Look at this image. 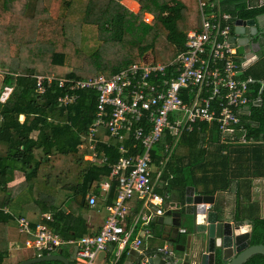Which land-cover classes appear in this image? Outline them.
<instances>
[{
  "label": "trees",
  "instance_id": "16d2710c",
  "mask_svg": "<svg viewBox=\"0 0 264 264\" xmlns=\"http://www.w3.org/2000/svg\"><path fill=\"white\" fill-rule=\"evenodd\" d=\"M57 1L60 3L59 11L52 18L43 6V0H0V69L5 70L0 94L5 88L12 89L7 100L0 103V144L4 146L0 151V207L18 204L22 208L26 202H31L38 212L52 215V221L46 223L52 232L64 240H75L82 234L74 224L71 225L70 214H66L62 206L37 203L32 196L41 191L48 193L49 189L63 190L74 198L78 197L75 198L77 205L87 209L86 194L99 195L100 183L108 179L111 166L120 155L116 146L99 145L106 162L98 167L84 160L87 150L79 149L81 137L93 121L94 91H82L75 104L62 108L56 102L61 91L50 86L44 94L37 95L32 76L54 74L74 79L94 76L79 73L84 70L82 65L66 72L63 66L67 51L78 56L84 54L90 59L89 66L95 67L97 73L109 76L137 62L146 52L153 53L156 40L162 41L167 54L163 58L155 56L153 60L155 63H167L182 50L185 31L199 28L200 20L197 0L194 11L187 8L184 0H134L139 5L137 13L125 8L119 0ZM225 4L226 12L234 19L248 20L264 15V5L248 8L244 0H226ZM142 13L152 16V25L143 22ZM127 37L144 40L131 49L133 58H119L110 66L99 63V51L109 44L101 46L100 40L120 41L127 40ZM88 40L94 44L88 45ZM259 42L257 55H264V35ZM248 69L246 74L256 81L252 88L260 102L251 108L247 131L258 139L264 137V86L260 82L264 81V75L255 76L250 69L251 76ZM20 115L24 116L23 121H19ZM205 128L203 126L200 132L183 138L189 155L181 159L182 166L175 157L168 163L160 179L168 182V189L184 191L186 186L202 185V192L208 194L227 189L230 177L247 178L245 183L249 185L253 178H264V144L235 147L221 155L217 135L211 134L206 140ZM33 133H37L35 138ZM208 142L216 151L210 162L206 156L211 152L204 146ZM36 151L39 152L38 158ZM17 169L23 171L26 186L16 198L9 200L7 184ZM217 180H224L221 187H217L221 185L216 184ZM109 182L107 205L113 203L117 190L115 180ZM49 193L53 195L52 191ZM9 219L8 215L0 212V264H9L7 244L2 234ZM125 223L127 227V219ZM249 224L250 245H264V218L250 216ZM24 240L25 236L21 238V244ZM44 255L48 253L41 252V256ZM126 255L127 250L121 254L117 264H122ZM35 257L36 254L29 259ZM65 257H70L69 251ZM35 264L62 263L47 261ZM244 264H264V256L253 255Z\"/></svg>",
  "mask_w": 264,
  "mask_h": 264
},
{
  "label": "built area",
  "instance_id": "2783aa9c",
  "mask_svg": "<svg viewBox=\"0 0 264 264\" xmlns=\"http://www.w3.org/2000/svg\"><path fill=\"white\" fill-rule=\"evenodd\" d=\"M225 1L197 0L199 28L185 32L182 50L167 63L142 59L109 76L99 73L82 79L32 76L37 95L44 94L50 86L61 91L56 102L62 108L75 104L82 91H94L93 121L82 136L91 152L88 160L106 162L103 154L98 159L99 145L116 146L120 157L110 171V180L117 184L116 197L105 207L107 217L94 234L64 240L47 227L46 222L52 221L50 213L32 222L0 207V212L15 222L17 232L25 236L26 249L38 257L41 252L53 254L63 246L77 247L70 264H117L125 250H134L139 255L137 264H147L150 255L142 248V240L134 237L133 229L124 222L129 213L128 202L134 197L151 211L144 216L145 222L164 213L162 206L167 195L156 193L154 181L160 179V172L155 179L151 174L156 148L160 145L163 166L178 141L200 132L203 126L207 135H217L222 155L235 147L264 144V137L254 139L247 131L251 108L259 104L260 98L252 88L256 81L246 74L250 60L240 55L230 41L238 19L226 12ZM244 3L248 8L261 7L264 0ZM151 21L152 16L144 18L147 24ZM11 90L5 88L1 92L0 103L7 100ZM108 188V182L101 185L102 190ZM86 200L91 206L96 203L93 195ZM178 231L186 232L184 228ZM108 245L115 246L113 258L99 262L98 255Z\"/></svg>",
  "mask_w": 264,
  "mask_h": 264
},
{
  "label": "crops",
  "instance_id": "0c3cea01",
  "mask_svg": "<svg viewBox=\"0 0 264 264\" xmlns=\"http://www.w3.org/2000/svg\"><path fill=\"white\" fill-rule=\"evenodd\" d=\"M119 1L125 8H127L131 12L137 13L139 11V5L137 4L136 1L134 0H119ZM146 16H151V15L146 14ZM259 23L261 28L263 29L264 16L259 18ZM255 60L254 61L250 60L247 66V69L249 68L248 73L251 76L252 73H250V69L252 68V65L255 62ZM253 74L255 76H259L260 73L254 72ZM20 116H22V118L19 119V121H23L24 116L23 115ZM36 135L37 133H33L32 137L35 138ZM184 137H182L178 141L169 161L166 162L163 166L160 165V160L162 159L161 155L159 154L160 146L156 148L155 150L156 154L153 153L152 156L153 164H152L151 174L153 179H155V177L157 176L158 171L160 172V179H161L162 173L167 168L168 163L171 160H173V157H175L176 162L178 161L179 166H182L181 159L189 155L188 154L189 149L187 144L184 143V139H183ZM205 139L208 140L209 135L206 134ZM83 142L84 141L81 137V144L79 145V149L87 150V152H85L84 155V160L89 161L88 157L91 154V152L87 143L86 142L83 143ZM204 146L207 148L208 152H211L209 155L206 156L207 161L210 162V160H212L214 156L213 152L216 151L214 150V147L209 144V142ZM3 148L4 146L0 144V151H2ZM97 153H98V159L101 158V154H103V157L105 158L104 153L102 149H99V146L97 148ZM35 155L38 158L39 152L36 151ZM185 162L186 161H184L183 163ZM91 163L95 164L98 167L103 165V164H99L98 162L91 161ZM160 179L154 180L156 183L155 191L158 194H166L167 198L165 200V203L169 204V208H174L176 206L175 205L176 202L180 201L184 197V191L180 189H171V188L168 189L167 188L168 182H163ZM245 180H247V178L236 177L234 179H231L230 177L228 179L229 183L227 189L218 190L208 194L202 192V188H203L202 185H198L197 187L189 185L186 187L194 188L196 194L213 196L214 205L211 206L210 208L216 211L218 210L219 212L223 213L227 221L234 223L236 225H245V224L250 225L249 224L250 216L258 215L264 218V178H253L250 181V185L248 182L246 184ZM109 181H110V174L107 180H104L103 182L100 183L99 195L90 192L86 194L85 200L88 195H93L96 197V203L92 206L89 205L88 203L87 209L80 208L77 205L75 198L78 199V197L74 198L71 196L70 192L63 190L57 191V190L49 189V192L52 191L53 195L49 192L48 193L47 192L43 193L42 191L37 192L35 195L32 196V198L35 199L37 203L46 204V205L55 204L62 206L65 213L70 214L69 216H71V220H70L71 225L74 224L75 229L80 234H82V236L88 234H94L99 230V228L101 227V225L103 224V222L107 217V212L105 207L107 206L106 202L110 187L107 190H102L101 185L105 182H108L110 184ZM223 182L224 180H217L216 183L217 185L221 183V185L217 187H221L223 185ZM25 186H26L25 175L23 171L19 169L15 170L12 174L11 181L7 184V189L10 190V192L8 193V196H10L9 200H13L14 198H16L21 193V190L25 188ZM209 188L211 189L212 186H210ZM25 201H30V200H25ZM26 203L27 204H24L22 208L18 207V204L13 207L4 206L1 208H6L15 216L25 217L32 222H37L42 214L49 213V212L40 213L37 211L35 207L31 205L33 203L31 202H30L31 204L29 202ZM128 206H129V213L125 216V222L127 219L128 227H131L133 229V236L142 240L143 242L142 248L145 249L146 252H150L151 253L150 256H155L158 250L168 247L170 239H175L176 240L175 244L178 245V247L185 245L188 236V229L186 225L180 227L186 230L185 233H180L178 231L177 235H174L172 234L170 227L161 225L158 222L154 221L153 219L150 222H145L144 216L151 213V211L148 210V208L144 205L143 201L140 200L139 198L134 197L133 199H131L128 202ZM206 207L209 208V205H207ZM125 222L124 224L126 225ZM162 227L164 228V230ZM4 232L5 233L2 234L7 244L8 261L12 259L11 260L12 264H18L21 261L28 260L29 258L33 257L34 251L31 249H26L24 247V243L21 244V238L23 236L17 232L15 222L11 218L9 219L8 225L6 227V231ZM73 250H74L73 247L63 246L58 250H56V252L53 254H56L57 251H60L61 255L65 257V254L69 251L71 257V255L73 254ZM28 251L31 252L30 256L21 257L22 252H28ZM114 254H115V246L108 245L106 251L98 255V260L99 262L109 261L110 259L113 258ZM132 259H133V255L130 254V251H128L126 258L124 259L122 264H127L129 262H132ZM8 261H6V263ZM137 262H138V258H135L133 264H137Z\"/></svg>",
  "mask_w": 264,
  "mask_h": 264
},
{
  "label": "water",
  "instance_id": "95a60500",
  "mask_svg": "<svg viewBox=\"0 0 264 264\" xmlns=\"http://www.w3.org/2000/svg\"><path fill=\"white\" fill-rule=\"evenodd\" d=\"M260 17L236 20L230 37L238 53L251 61L256 59V54L260 50L259 38L264 35V28L262 29L259 23ZM262 85L264 86V81ZM21 118L22 116H19V119ZM175 205L174 208H169L168 203L163 204V215L156 216L153 220L170 227L174 235H177L181 226L186 225L188 229L186 243L179 248L175 244L176 240L170 239L165 251L158 250L155 256L148 257L147 264H244L253 255L264 256V245H250V225L231 223L226 220L223 213L210 208L214 205L213 196L196 194L194 188L186 187L184 197ZM76 251L77 247H74L70 258H65L57 251L56 254L38 256L18 264L47 261L70 264ZM130 254L133 255V259L127 264H133L135 258L139 257L137 251L132 250Z\"/></svg>",
  "mask_w": 264,
  "mask_h": 264
},
{
  "label": "rangeland",
  "instance_id": "374dc122",
  "mask_svg": "<svg viewBox=\"0 0 264 264\" xmlns=\"http://www.w3.org/2000/svg\"><path fill=\"white\" fill-rule=\"evenodd\" d=\"M80 1H82V0H80ZM184 3L186 4L187 8H190L193 11L195 10V7H196L195 0H184ZM42 4L45 8L48 9L52 18H54L57 15V13L59 11V6H60L59 1H57V0H43ZM146 14H148V13H142L143 22H144V18L146 17ZM149 25H152V21L149 23ZM26 26L27 25H25V27ZM188 30L189 29H187L186 31H188ZM138 33H140V31H138ZM135 35H137V34H135ZM140 36H141V33H140ZM140 41H144V40H137L136 38L131 39L128 37H127V40H120V41L100 40L99 43L101 42V46L106 45V43H109L110 45L109 44L106 45V48L104 50L102 49V51H99L100 50V46H99L98 51H99V55L101 58L99 63H102L103 65L110 66V65H112L111 63L114 62V60H117L119 58L123 59V60H125V59L129 60V59L133 58L134 52L131 49H133L134 45H136L137 42L139 43ZM87 43H88V45L94 44L91 40L90 41L88 40ZM163 46L164 45H163L162 41L156 40L155 51L153 53L150 51L146 52L142 56V58L138 59V61L142 60V59L144 61H154L153 57H155V56H157L159 58H163L167 54V50ZM97 47L98 46H95V49H97ZM256 56L257 57H256L255 62L252 65L251 72H259L260 74L264 75V55H257L256 54ZM88 62H90V59L88 57L86 58L84 56V54H82V56H78L75 52L67 51L66 55H65V61H64L63 67H64V70H66V72H68V71H73V69L75 68L76 65H82L84 67L83 68L84 70L79 71V73H86L84 76H86L87 74H89V75L99 74V73H97L98 71H96L95 67L89 66L90 64ZM4 73H5V70L0 69V89L2 87V78L4 76ZM30 255H31V252H29V251L28 252H22L21 257L30 256ZM11 260L12 259L9 260L10 261L9 264H12Z\"/></svg>",
  "mask_w": 264,
  "mask_h": 264
},
{
  "label": "flooded vegetation",
  "instance_id": "af4514ba",
  "mask_svg": "<svg viewBox=\"0 0 264 264\" xmlns=\"http://www.w3.org/2000/svg\"><path fill=\"white\" fill-rule=\"evenodd\" d=\"M261 42V41H260Z\"/></svg>",
  "mask_w": 264,
  "mask_h": 264
}]
</instances>
